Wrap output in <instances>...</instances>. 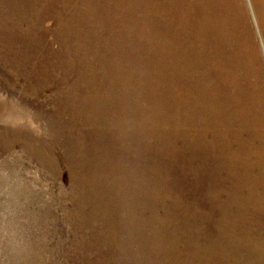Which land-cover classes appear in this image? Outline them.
Segmentation results:
<instances>
[{
	"label": "bare ground",
	"instance_id": "6f19581e",
	"mask_svg": "<svg viewBox=\"0 0 264 264\" xmlns=\"http://www.w3.org/2000/svg\"><path fill=\"white\" fill-rule=\"evenodd\" d=\"M261 34L264 0H0V77L124 264H264Z\"/></svg>",
	"mask_w": 264,
	"mask_h": 264
},
{
	"label": "rangeland",
	"instance_id": "374dc122",
	"mask_svg": "<svg viewBox=\"0 0 264 264\" xmlns=\"http://www.w3.org/2000/svg\"><path fill=\"white\" fill-rule=\"evenodd\" d=\"M8 85L0 77V264H124L118 249L95 241L102 231L92 217L96 207L74 195L81 186L59 152L63 143L69 152L68 129L50 111L21 101L19 84L11 83L14 92Z\"/></svg>",
	"mask_w": 264,
	"mask_h": 264
}]
</instances>
